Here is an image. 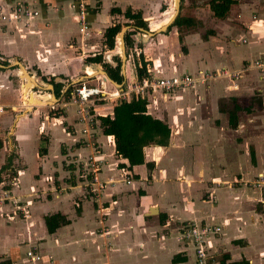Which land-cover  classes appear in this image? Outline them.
I'll use <instances>...</instances> for the list:
<instances>
[{
    "label": "crops",
    "instance_id": "1",
    "mask_svg": "<svg viewBox=\"0 0 264 264\" xmlns=\"http://www.w3.org/2000/svg\"><path fill=\"white\" fill-rule=\"evenodd\" d=\"M71 1L38 0L41 17L28 27L0 21V170L21 165L16 186L0 181V264H196L194 245L179 240L187 223L221 229L205 243L210 264H264V67L255 66L264 63V0H235L224 19L213 17L208 0H186L192 7L182 16L195 26L171 24L165 31L175 16L164 21L170 13L161 10L165 3L84 0L87 35L79 33ZM127 9L141 12L148 30L127 25ZM114 24L134 37L153 34L141 40L139 51L157 77L220 74L189 89L150 94L148 113L165 122L171 136L166 147L144 148L145 164L132 168L96 120L112 115L116 101L64 107L77 71L83 73L85 58L101 54L100 45L108 65L115 67L119 58L122 66L120 38L118 52L103 43L105 29ZM140 55L127 56L121 86L108 81L103 91L130 88ZM16 62L36 83L35 98L52 104L27 106V81ZM89 70L85 74L96 80L105 77ZM91 79L86 84L97 86ZM51 80L64 84L58 97L54 86L44 84ZM236 107L232 124L228 112ZM89 161L99 163L103 188L83 195L80 170ZM48 191L52 197H43ZM55 214L69 223L48 234L44 217ZM29 251L40 260L28 258Z\"/></svg>",
    "mask_w": 264,
    "mask_h": 264
},
{
    "label": "trees",
    "instance_id": "2",
    "mask_svg": "<svg viewBox=\"0 0 264 264\" xmlns=\"http://www.w3.org/2000/svg\"><path fill=\"white\" fill-rule=\"evenodd\" d=\"M236 3L235 0H209V9L213 14V17L217 19H224L227 17L230 8ZM112 14H121L119 9H112ZM123 17L129 21L134 29L148 30L147 24L143 21L141 12L132 13L130 9H127L123 14ZM195 26V22L191 18L180 16L176 17L171 27H192ZM169 27V30L170 28ZM121 31L120 24H114L105 29L103 33L104 46L107 50H113L115 47L116 36ZM133 31L127 32L124 36L126 49H131L133 46L132 35ZM140 65H136V77L138 80L150 75L147 73V63L140 55ZM88 64H102V54H96L95 56L88 57L86 59ZM116 66L111 67L105 64V72L109 78L117 84H121L123 77L121 75L120 59L115 58ZM94 85V86H93ZM88 84L89 88H96L95 84ZM56 92V97L60 94V85L53 84ZM70 88L65 92L64 96L68 97ZM236 107L233 112H228L229 122L236 123ZM96 120L99 123V127L105 136H112L115 145V153L117 156L126 160L128 167L139 166L145 164L144 148L149 146L166 147L169 144L171 129L163 121L154 118L148 113L146 106V98H135L134 96L130 101L120 100L116 102L113 107L112 115L97 116ZM12 158H9L11 160ZM10 164L1 168L2 171L7 169ZM125 165H118L119 168H124ZM149 168L151 165L147 164ZM15 175L12 179H15ZM75 178L74 176L72 177ZM16 180V179H15ZM0 181L2 182L1 178ZM10 189V187H6ZM45 227L48 234H53L61 226L67 225L68 220L60 215H49L44 217ZM176 261V259H173ZM1 264H11L9 261Z\"/></svg>",
    "mask_w": 264,
    "mask_h": 264
},
{
    "label": "built area",
    "instance_id": "3",
    "mask_svg": "<svg viewBox=\"0 0 264 264\" xmlns=\"http://www.w3.org/2000/svg\"><path fill=\"white\" fill-rule=\"evenodd\" d=\"M3 1H5L4 4L0 6V21L4 23L22 24L28 27L33 20H37L41 17V12L36 6L38 0ZM70 8L76 13V16L78 18L79 33L81 35H87L89 31V23L87 21L88 13L85 1L72 0L70 3ZM139 55V53H136L137 57ZM255 66L258 68H262L264 67V63L257 62L255 63ZM133 67L135 68L134 64ZM147 73L150 75L149 77H145L140 80L136 78L130 88H127L124 92H120L115 97L108 96L107 94L105 95L102 93L99 85V80L97 81V86L94 89L89 88L85 81H81L78 83V87L71 86V90L69 92V100L64 103V107H67L71 103L83 107L89 103L95 104L97 101H105L111 99L114 101H130L131 98L134 96L135 98L145 97L146 106L148 108L151 104L149 96L152 92L159 91L160 93H163V95H166L176 90L189 89L195 83H206L212 78L220 75L219 73L210 74L205 72H199L196 78L189 74L166 75L157 77L149 69L147 70ZM32 107L36 106L33 105ZM50 107L52 110L55 109L53 105H51ZM12 110L14 111V108ZM0 111L3 110L0 108ZM89 123L91 124V126L93 125L92 118H90ZM82 132L83 134H86L87 130H83ZM99 171L100 168L98 162L89 161L88 165H83L80 170V177L84 180V183L82 185V188L84 189L83 195L97 194V191L103 188L102 185L98 184V180L96 177ZM259 180L262 181L261 179ZM11 183L13 185L15 183V179H13ZM126 183L129 184L130 181L127 180ZM95 185H97V188H94ZM220 231L221 229L216 226L187 223V225L182 228V231L179 234V240L190 242L194 245L196 264H210V257L205 247V243L210 235L214 233H219ZM27 257L33 261L40 260V256L36 255L32 251L27 252Z\"/></svg>",
    "mask_w": 264,
    "mask_h": 264
},
{
    "label": "rangeland",
    "instance_id": "4",
    "mask_svg": "<svg viewBox=\"0 0 264 264\" xmlns=\"http://www.w3.org/2000/svg\"><path fill=\"white\" fill-rule=\"evenodd\" d=\"M156 1V4H157V2H161L162 3V5L165 3V5H163V6H161V10H168L167 12H170V13H168L167 15L165 14L163 17H164V21L166 22L170 17H171V14H173V16H174V14H175V9H174V0H155ZM205 2H209V0L208 1H205ZM186 7H188V8H190V7H192L191 6V4H188V1H186V0H181V3H180V12H179V14H180V16H182V9H184V8H186ZM183 17H185V16H183ZM122 23H125V21L123 20V22ZM169 23H170V20H169ZM123 28H126V27H123ZM157 28V27H156ZM150 39V36L149 35H146V37H144V36H141V35H136L135 34V37H134V35L132 36V40H133V46H132V48L131 49H126L125 48V55H126V57L128 56V55H131V54H134L135 56H136V53H139V54H141L140 53V51H139V49L140 48H142V42H141V40L142 39H144L145 41L147 40V39ZM99 39H101V38H98L97 39V43H98V45H99ZM101 41H102V39H101ZM117 41H118V38L116 37V46L118 47V43H117ZM103 43H104V40H103ZM182 44V43H181ZM117 51L118 49L116 48V47H114V50L113 51ZM101 53L102 54V57H103V63L102 64H99V65H96V64H88L87 62H86V59L88 58H85L84 59V61H83V69H82V71H83V73L81 72V71H77L78 73L77 74H79L78 75V77L80 76V78L78 79V81H86V78H84V79H82L81 80V77H89V78H92L91 80H93V81H95L96 83H97V81L99 80V79H97L96 80V78L94 77V76H92V77H90V76H88V75H86L85 74V71L87 70V68H90V70H89V72H90V74H92V75H94L93 73H95V72H93L92 70H94V71H97L96 70V68H98L100 71H103V72H105V64H107V58L105 59L104 58V49L102 48V46L100 45L98 48H97V53ZM118 52V51H117ZM179 52V51H178ZM180 52H182V51H180ZM89 53H91V52H86V54L85 55H89ZM91 55V54H90ZM127 59H128V57H127ZM17 67V66H16ZM87 67V68H86ZM19 69V68H18ZM18 69H17V72H18ZM67 78H69V77H67ZM24 79H26V75L24 76ZM27 81H28V84L27 85H23V88H22V94H23V97L25 98V97H31L32 98V100H30V102H28L27 101V103L29 104H27V106H37V107H44V106H47V105H50V104H52L53 102H44V101H41V100H39V99H37V98H35V96L33 95V93H31V91H30V89L32 88V87H34L35 85L34 84H32V81L31 80H29V79H27ZM51 82H54V81H44V84L45 85H51V86H53V84L51 83ZM65 83V82H64ZM93 85V84H92ZM64 86V84H60V87H63ZM94 86V85H93ZM96 86V85H95ZM31 87V88H30ZM74 87H78L77 86V83L76 84H74ZM47 89H49L50 90V88H47ZM125 91H126V89H125ZM124 92V91H123ZM29 94V95H26V94ZM112 100V99H111ZM112 102H114V100H112ZM117 102V101H116ZM29 108V107H28ZM18 108H16V110H17ZM30 109V108H29ZM9 157H11L12 158V160H15L14 159V155L13 154H10L9 155ZM19 162V161H18ZM20 164L18 163V164H16V165H14L13 167H11V165H9V167L7 168V169H5L4 171H2V174H1V176H0V178H1V180L3 181V182H6L5 183V185L7 186V185H9L8 184V182H10V181H13V179H12V177L15 175L16 177H15V179L17 178V169L18 168H20ZM4 177V178H3ZM16 181V180H15ZM11 183V182H10ZM130 184V183H129ZM128 184V185H129ZM4 185V186H5ZM10 185H12V183L10 184ZM4 186H1V187H3L4 188ZM13 186H16V184L14 183L13 184ZM54 185L53 184H50L49 185V187H53ZM8 187H10V188H13L12 186H8ZM2 188V189H3ZM2 189H1V191H0V195H2ZM47 191V190H46ZM9 195H10V197H19L18 196V194L16 193V194H10L9 193ZM1 197H5V195H2ZM43 197H52V194H50V191H48V192H46V193H44V196ZM3 200V199H2ZM13 206H16L15 204H13Z\"/></svg>",
    "mask_w": 264,
    "mask_h": 264
},
{
    "label": "water",
    "instance_id": "5",
    "mask_svg": "<svg viewBox=\"0 0 264 264\" xmlns=\"http://www.w3.org/2000/svg\"><path fill=\"white\" fill-rule=\"evenodd\" d=\"M180 3H181V0H174L175 16L170 21V23L168 25H166V28L164 30H161V31H165L175 21L176 17L179 15V12H180ZM126 31H127V29H122L120 31V33L117 35V38H120V41H121V45H120L121 52H119L118 54H119V56L121 58V61H122V66H121L122 69L124 68V62L126 61V58H127L126 55H125V48H126V46H125V41H124V36H125ZM147 34H149L150 36L153 35L150 32H147ZM17 65L21 68V71H22L23 75H26V79H24L25 81H27V79H32L29 76V74L26 72V70L24 69V67L22 65H20L19 63H17ZM96 70L97 71H100L98 68H96ZM102 73L105 75V77H101L99 79V85H100V89L101 90H107L108 89V87H109L108 81L112 82L114 85H116V87L121 86V84H117L114 81H112L110 78H108L106 72H103L102 71ZM88 78L89 77H86V79H88ZM81 79H84V78H81ZM79 82L80 81H78L77 83H79ZM27 84H28V81L24 85H27ZM35 87H37L36 83H35V86L30 89V91L32 89H34ZM49 88L50 89H53V86L49 85ZM27 98H28V102H30L31 97L29 96ZM152 211H153V209H152Z\"/></svg>",
    "mask_w": 264,
    "mask_h": 264
},
{
    "label": "bare ground",
    "instance_id": "6",
    "mask_svg": "<svg viewBox=\"0 0 264 264\" xmlns=\"http://www.w3.org/2000/svg\"><path fill=\"white\" fill-rule=\"evenodd\" d=\"M121 44V43H120ZM99 72H101L102 73V71H99ZM103 74V73H102ZM32 81V80H31ZM32 84H34V82L32 81ZM35 85V84H34ZM31 88V87H30ZM102 91V93L103 94H107L108 96H112V97H115V96H117L119 93H108V92H104L103 90H101ZM26 95H29L28 93L26 94ZM30 100H32V98L30 99Z\"/></svg>",
    "mask_w": 264,
    "mask_h": 264
}]
</instances>
